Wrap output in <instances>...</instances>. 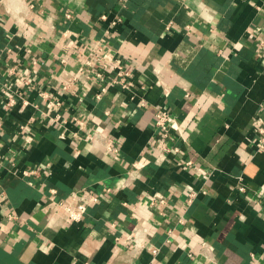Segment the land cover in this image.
<instances>
[{
	"label": "crops",
	"instance_id": "1",
	"mask_svg": "<svg viewBox=\"0 0 264 264\" xmlns=\"http://www.w3.org/2000/svg\"><path fill=\"white\" fill-rule=\"evenodd\" d=\"M255 124L264 0H0V264H264Z\"/></svg>",
	"mask_w": 264,
	"mask_h": 264
},
{
	"label": "built area",
	"instance_id": "2",
	"mask_svg": "<svg viewBox=\"0 0 264 264\" xmlns=\"http://www.w3.org/2000/svg\"><path fill=\"white\" fill-rule=\"evenodd\" d=\"M99 60L97 57L93 56L92 61ZM110 68L112 71L115 72L113 78L111 79L112 83L118 84L120 87L129 89L132 87L131 82L129 81L130 73L128 70H126L119 62L114 61L113 63H109ZM86 65H93L89 61L86 63ZM93 67V66H92ZM99 75V74H98ZM105 88L101 89V92H104ZM144 105V103H142ZM153 126L156 129L157 133V139L154 141H167L169 136V130L172 129L177 134L178 138L181 139L180 131L174 121H172L169 113L165 108L159 107L154 115L153 120ZM255 130L258 133L259 137L257 140V147L263 148L264 147V127H261L260 124H255ZM106 148L109 150H114V143L113 141H110V139L107 140ZM165 151H168L166 148H164ZM188 166L191 165V162H186ZM241 191L244 190L243 187L239 188ZM76 200L78 201L76 204H66L63 205V209L65 211L64 220L67 222L71 221H79L82 219L83 214L86 212L87 208L91 205L96 203L99 200V195L94 192H82L80 194L74 195ZM195 193H190L188 195V203L192 201L194 198ZM262 213L264 215V209L262 210ZM157 250L155 248H151V253L153 255H156Z\"/></svg>",
	"mask_w": 264,
	"mask_h": 264
}]
</instances>
